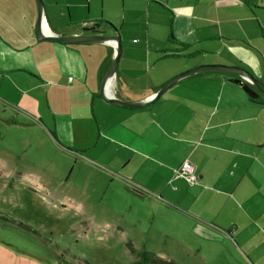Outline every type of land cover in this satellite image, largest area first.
Returning a JSON list of instances; mask_svg holds the SVG:
<instances>
[{
	"label": "crops",
	"instance_id": "0c3cea01",
	"mask_svg": "<svg viewBox=\"0 0 264 264\" xmlns=\"http://www.w3.org/2000/svg\"><path fill=\"white\" fill-rule=\"evenodd\" d=\"M41 1L44 26L58 36L115 28L121 55L107 97L148 100L200 66L241 68L264 85V0ZM36 20L35 0H0V122L38 130L154 204L152 224L159 215L174 225L169 233L223 251L221 264H264V97L251 99L235 75L202 71L142 108L108 104L100 89L114 49L37 41ZM185 163L194 185L181 175Z\"/></svg>",
	"mask_w": 264,
	"mask_h": 264
},
{
	"label": "rangeland",
	"instance_id": "374dc122",
	"mask_svg": "<svg viewBox=\"0 0 264 264\" xmlns=\"http://www.w3.org/2000/svg\"><path fill=\"white\" fill-rule=\"evenodd\" d=\"M87 165L36 129L0 122V264H135L141 250L173 264L229 260L207 243L169 233L174 225L159 215L152 224L154 204Z\"/></svg>",
	"mask_w": 264,
	"mask_h": 264
},
{
	"label": "water",
	"instance_id": "95a60500",
	"mask_svg": "<svg viewBox=\"0 0 264 264\" xmlns=\"http://www.w3.org/2000/svg\"><path fill=\"white\" fill-rule=\"evenodd\" d=\"M37 5V20L35 25V36L37 41H50L56 42L60 44H109L115 51V58L107 71L103 83L100 89V96L102 100L108 104H112L118 107L130 108V109H139L143 106L151 103V101L157 97L158 95L163 94L166 92L176 81L200 73L202 71H216L227 73L231 75H235L239 77L236 81L239 84L243 91L253 100H257L260 96L258 93L264 96V85L259 83L257 80L253 78L247 71L237 68V67H229V66H200L197 68H193L188 70L178 76L174 77L168 83H166L156 94L154 97L149 98L148 100H143L140 102H124L119 101L116 98L107 97V92L109 85L116 73L117 65L119 62V58L121 55V45H120V37L115 30V28L105 22L103 23L104 26H107L114 30L115 36H105V30L100 29V24L96 23L91 27L83 28V32L89 33L91 32L92 35H83V36H74V37H67V36H58L45 30L44 26V7L41 0H35ZM258 92V93H257Z\"/></svg>",
	"mask_w": 264,
	"mask_h": 264
},
{
	"label": "trees",
	"instance_id": "16d2710c",
	"mask_svg": "<svg viewBox=\"0 0 264 264\" xmlns=\"http://www.w3.org/2000/svg\"><path fill=\"white\" fill-rule=\"evenodd\" d=\"M130 252H135L130 243L127 244ZM135 264H173L171 261H165L147 251L141 250L138 254V261Z\"/></svg>",
	"mask_w": 264,
	"mask_h": 264
},
{
	"label": "built area",
	"instance_id": "2783aa9c",
	"mask_svg": "<svg viewBox=\"0 0 264 264\" xmlns=\"http://www.w3.org/2000/svg\"><path fill=\"white\" fill-rule=\"evenodd\" d=\"M194 167L189 163L183 164L181 168V175L187 180L190 185H194L196 178L194 176Z\"/></svg>",
	"mask_w": 264,
	"mask_h": 264
},
{
	"label": "bare ground",
	"instance_id": "6f19581e",
	"mask_svg": "<svg viewBox=\"0 0 264 264\" xmlns=\"http://www.w3.org/2000/svg\"><path fill=\"white\" fill-rule=\"evenodd\" d=\"M45 30H46V28H45ZM46 32L48 33V30H46Z\"/></svg>",
	"mask_w": 264,
	"mask_h": 264
}]
</instances>
